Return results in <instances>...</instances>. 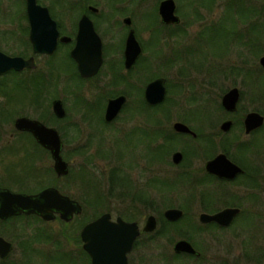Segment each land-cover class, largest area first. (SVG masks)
Instances as JSON below:
<instances>
[{
    "label": "rangeland",
    "instance_id": "374dc122",
    "mask_svg": "<svg viewBox=\"0 0 264 264\" xmlns=\"http://www.w3.org/2000/svg\"><path fill=\"white\" fill-rule=\"evenodd\" d=\"M104 1L100 9L106 12L109 6ZM129 1L125 11L134 13L138 25L143 28L140 30L145 45L143 59L156 60L158 47L155 48L154 43L157 37L145 24H157L153 6L160 0ZM229 1L176 0L182 24L175 32L161 34L159 52H162L160 55L168 56L172 51L186 49L185 57L192 64H201L206 68L210 62L215 65L222 62L224 66L221 63L220 66L225 69L239 62L246 68L247 65L243 63L246 61L251 69L249 76L244 80L223 76L211 83L213 77L206 71H192V74L185 75L184 70L190 71L194 67L184 68L188 66L186 60L181 64L176 59L170 70L164 69L166 73L170 72V80L168 100L161 109L170 108L172 113L170 116L160 114L163 128L171 129L175 121L185 122L183 118H189L188 124L200 129L201 122L193 118V114L204 104L217 119L221 114L218 108L222 94L234 86L243 92L241 112L256 110L264 114V67L260 63V58L264 56V0H235L231 9L228 7ZM5 2L8 3L7 0ZM7 7L8 4L0 3V50L12 56L21 53L29 55L32 50L27 36L19 33L22 32L20 24L25 23V20L16 18L23 15V2L12 0ZM239 30L250 31L245 37L252 39L255 48H246L245 43H238L236 34ZM115 34L113 31L105 34L104 40L109 51H112L109 45L116 41ZM168 35L173 37L169 38ZM67 52V48H61L52 57L39 56L36 71L19 74L8 72L0 76V85L7 83L5 87L0 86V185L15 183L6 170L13 163L19 166L22 158L16 153L18 159L17 155L11 159L10 149L16 144L13 142L29 139L25 136L22 138L20 134L11 137L16 130L15 120L22 116L39 119L45 124L61 127L65 132V157L71 163L74 161V164H71L72 170L60 187L64 193L83 204V221L88 222L111 212L114 219L121 216L125 220H136L143 226L149 215H155L159 220V228L163 222L161 213L164 214L168 208H180L186 214V219L180 224L165 229L163 236L143 234L131 253V264H264V192H249L237 182L225 184L226 192H206L203 189V176L185 172L189 160L195 171H200L203 165L201 155H194L190 151L188 161L180 166L171 163L175 150L198 148L200 142L185 137L177 136L172 145V150L175 145L176 149L171 153V148L167 149L168 153L163 155L159 164L141 159L135 165L123 166L121 156L114 155L112 158L106 155L108 150L117 151L118 140H124L123 128L150 125V122L145 114L134 112L140 103L139 96L130 93L127 109L115 122L107 125L101 117V111H98L107 100L102 95L111 90L107 86V69L104 66L103 74L96 80L81 81L76 74L77 67ZM161 60H165V57L161 56ZM34 76L43 77L47 83L39 96L35 97L33 92L30 97L24 90L31 85V81L25 80H31ZM20 79L25 81L22 86L16 85ZM124 89L120 85L113 86L114 91ZM55 98L62 99L66 109L67 115L62 121L54 119L52 105ZM7 112L12 115L7 116ZM239 133L243 139L247 138L241 130ZM148 140L145 138V148L149 144L151 147L152 140ZM258 141V148L251 150L246 159L261 165L264 163V137ZM141 144L143 142H139L137 136L132 137V145L120 144L127 157L125 161H137ZM43 157V161L38 164L45 170L49 159L45 155ZM115 168H118L123 178L118 182L111 180ZM23 169L26 171V167L23 166ZM42 175L44 184L52 182L53 178L48 173ZM25 182L22 186L26 184L31 189L36 188L33 179ZM204 203L208 209H205ZM227 206H238L242 210L233 226L225 230L212 227L205 229L199 221L200 213L216 212ZM65 230L63 224H44L34 217H17L4 222L0 220V235L15 244L11 256L6 261H0V264H76L75 259L82 244L78 222ZM45 233L49 235L48 239ZM183 233L190 236L189 240L202 253V258L176 256L173 245L178 239L185 238L181 236ZM27 241H32V244L24 250ZM83 256L80 253V264H84Z\"/></svg>",
    "mask_w": 264,
    "mask_h": 264
},
{
    "label": "flooded vegetation",
    "instance_id": "af4514ba",
    "mask_svg": "<svg viewBox=\"0 0 264 264\" xmlns=\"http://www.w3.org/2000/svg\"><path fill=\"white\" fill-rule=\"evenodd\" d=\"M103 1L104 0H36V3L38 5L48 9L51 18L56 22V27L59 33L58 34V45H57L56 50L54 51V53L48 54V53H35L34 52L33 43L30 37L31 31H32V22H31V16L29 14V0H22L23 9H24L23 15L20 17H16V18L17 19L23 18L25 20V23L20 24V26L22 27V32H19V33H22L23 35L27 36V42L32 50V53H30L29 55L20 54V55H14V56H23L25 58H30L34 56L36 59V63H37V58L39 56L52 57L61 48H67L68 49L67 53L72 63L74 62L73 64L76 65L77 67L76 71L78 70L76 74L78 75L81 81L82 79L83 80H96L101 74H103L105 70V69L103 70V68L105 66V68L107 69L106 75L108 77L107 86H110L111 90L109 92H105L102 95L104 99H107L106 100L107 102L106 101L103 102V105L99 107L98 111H101V117H103L104 122L107 125H110L111 123L115 122V120L120 116V114L127 109V106H128L127 104L129 101L130 93L131 94L136 93L137 97L139 96L138 101L140 103L138 104V107L135 109L134 112L136 113L139 112L138 114H141V115L142 113L145 114V116L147 117V121L150 122L149 123L150 125H145V126L137 125L136 127H133V126L131 128L127 127L128 129L123 128L124 127L123 126L122 128L125 132V135H124L125 137L123 141L118 140V146H117L118 148L115 147V149L117 148V151L111 150V152H109L108 150V153L107 152L105 153L106 155L108 154L112 158L114 155L121 156L122 157L121 165L123 166L135 165L139 163L141 159L142 161L145 160L150 163L153 162L154 164H159V162H161V159L163 158V155L165 153H168L167 149L171 148L170 153L176 149L177 146L174 144L175 148L174 150H172V145H173V141L176 140L177 136L185 137L191 141L200 142L198 148L196 149L182 148V150H175L172 153L171 163L174 165L180 166L183 162L188 161V157L190 156L189 155L190 151L194 152L195 153L194 155H201L203 165L200 168V171L196 172L194 169V165H192V161L189 160V164L186 166L185 172L186 174L203 176L202 177V180H204L203 189H206V192H226L225 184H232L236 182L239 183V186H242L244 187V189L249 190V192H258V191L264 192V163L262 162L260 163L261 165H257L254 162L253 163L248 162V159H246L247 155L250 154L251 150H256L258 148V142H259L258 140L260 139V137H264V121L262 125L248 131L247 124H246L248 115L252 112H258L264 117V114L256 110H250L248 112L246 110L244 112H241L242 108L240 106V102L242 100L243 92L238 86L232 87V88H238L240 92V98L237 103V108L234 111L228 110L223 106V98L225 94L232 88L225 91L221 96V101H220V105L218 108L219 109L218 112H221V114L218 115L217 119H215L216 115H213L210 112V109L208 108V106H206L205 104L202 106L201 109L194 111L196 112V114H193V118L195 117L196 120L201 122L200 129H196L192 125L188 124L190 123V120H188L189 118H183L185 122L175 121L171 129H165L163 128L164 126L161 125L162 121L160 118L161 117L160 114H164L165 116H168V115L170 116V114L172 113V109L171 110H169L170 108L161 109V107L165 105L168 100V92H169L168 88H169V80H170L169 79L170 72L166 73L164 69L168 68L170 70V68H172V64L176 63L175 62L176 59H177V62L178 63L180 62L181 64L184 63L183 60H186L185 62L186 64H188V66H184V68L189 67V66L194 67V69L190 71L184 70L185 75L187 74L189 75V73H191L192 71H195V72L206 71V72H209L210 76L213 77L210 80L211 83H214L215 80H218V78L223 77V76L233 77L235 80H239V79L244 80L247 77V75L249 76L250 74L249 72L251 70L248 62L246 61L243 62L247 65L246 68L243 67L244 64L240 65L239 62L238 63L234 62L233 66H230L227 69L220 66V63L221 65H223L222 62L220 63L217 62V65H215L216 63L210 62L209 63L210 67L208 66L206 68V66L204 67L201 64H197V65L192 64V61H190L188 57H185L184 53L186 49L184 50L182 49L181 51L179 49L176 52L172 51L171 54H169L168 56H166L167 54L160 55L162 54V52H159V49L161 47L160 46L161 42H160L159 37L161 36V34L175 32L174 30H178L177 27L182 24V19L179 23H166L162 20V17L160 14V5L163 0H160L157 3V5L153 6L154 14L156 15V19H157V24L155 25H149L148 23L145 24L149 30L152 29L154 31L155 36L157 37L155 38L154 44H156L155 48L156 46L158 47V52L156 54L158 56V59L156 60L154 59L153 61L150 59L144 61L143 58H144V53H145V45H144L143 39L141 40V31H140L143 28H141L138 25L137 18L134 13L125 11L126 5H129L130 1L129 0H105L106 2L104 1V3H107L109 6L106 12L100 9V4ZM2 2L3 4L5 3V5L8 4V7H9L12 0H7L8 2L7 4L5 0L4 1L0 0V3ZM138 4H140V1L138 2ZM177 14H178V6H177ZM84 17H87L92 22L94 29L96 30V32L99 34V36L102 39L103 63L99 71L91 77H83L80 74L79 69H78V63L71 55L72 50L77 45V38L80 32L82 19ZM127 19H130L131 22L127 23L126 21ZM219 26L220 24L218 25V27ZM131 30L135 31L136 38L142 47V53L138 56L136 61L130 67H128L127 62H126V52L125 51H126L127 37ZM108 31L116 32V34L113 35L115 36V40H116L115 43H112V45L108 44L109 47H112L111 48L112 51L108 50L107 43L104 40L105 36L108 34ZM249 32L250 31L239 30L238 35L236 34V38L237 40H239L238 41L239 44L243 42L246 44V48L252 49L253 47L255 48V46L252 44V39L245 37V35ZM168 37L172 38L173 35H168ZM118 54H119V57H118ZM161 56H164L165 60H161ZM37 69H38V63H37L36 68L25 69L23 71H36ZM23 71H20V72H23ZM160 78L165 79L166 97L163 102L152 104L147 100V97H146L147 86L151 82L157 79H160ZM46 80L48 81V79ZM119 85L121 88L123 86L126 89L122 91L121 90L114 91L113 86L119 87ZM119 96H125L126 103L123 105L120 113L112 121H107L106 120V110H107L108 103L110 99H113ZM56 99H59V98H55L54 100ZM52 109H53V105H52ZM200 113L202 114L201 115L202 117L198 116V114ZM53 114L55 116L54 119L59 120V121L64 120L67 115L66 113L64 117H59L54 113V110H53ZM40 121L43 122L42 120ZM177 122H181L189 126L190 129L194 132V134L188 133V132H180L176 130L175 124ZM226 122H230L227 128L225 127ZM45 125L50 128H56L60 134V137L62 140L61 155H62V158L68 163V173L60 174L57 171L52 150L48 149L42 143H40L32 132L26 131V130H18L15 127L16 129L15 133L11 137L14 138L16 134H20L22 138L25 136V137H28L29 139L23 138L24 141L18 140L16 142H13L16 144L14 147L10 149V154L12 155L11 159H14L13 156H16L17 155L16 153H19V155L22 158H21V161L19 162V166H16L15 163H13V164H10L9 165L10 167L8 166L6 170L8 174L12 175V178H14L15 183L13 182V183H9L6 185H0V188H6L16 193H25V194H38L40 192H44L47 189L53 188L57 190L58 192H61L62 194L68 195L64 193L65 191H63V189L60 187L62 184L61 182H63L64 178L68 176L72 170L71 164L72 166L74 164V161L71 163L65 157V147H66V142H67L65 141V136H64L65 132L62 130L61 127L59 128V127L48 125V124H45ZM236 130H238V132H235ZM240 130L243 132V134L246 135L247 138L245 139L242 138L241 134L239 133ZM133 136H137L139 138V142H143V144L140 145L142 146V148H140V151L138 152L139 156L137 157V161H128L129 159L125 161L127 157L125 156L124 150H121L122 147L120 146V144H125L126 146L132 145ZM145 138L152 140L151 147L149 144L145 148L144 146V144L146 143ZM176 153H180L182 155L181 160L178 163L175 161ZM43 155L47 156L49 159V164L47 165L45 170H42L39 167L40 164H38V162L43 161L44 159ZM220 155H225L232 163L240 166L243 169V171L238 173L233 178L223 177L221 175H218L214 172L209 171L208 163L215 160ZM16 159H18V155L16 156ZM23 166L26 167V171L23 169ZM43 173L45 175L48 173L49 176L53 178L52 182L44 184L43 182L44 175H42ZM31 179L36 181V184H37L36 188L31 189V187L26 184L22 186L23 183H26L25 181L31 180ZM113 179H114V182L115 181L118 182L119 180L123 179L119 175L118 168H115L112 171L111 180ZM73 199H76V198H73ZM204 207L205 209H208L205 203H204ZM227 207H238V206H227ZM221 210H218L216 212H210V213L209 212H202V213L215 214ZM241 212L242 210L233 219V221L229 225H222L215 221L202 222L200 220V215H199V221L204 225L205 229L207 227H212L216 229L225 230L226 228L233 226V224L235 223V220L241 214ZM83 213H84V206H83L82 213L75 214L73 219L69 221L63 219L61 215L58 213L56 214V217L51 220H46L38 214H20V215L11 216L7 219H0V220L4 222V221L10 220L11 218L34 217L38 220H41L44 224H60V225L63 224L64 231H66L65 230L66 227L68 228H70L71 226L73 227L74 223L78 222L79 240L82 242L80 246V249H81L80 253L84 255L83 262L84 264H93L90 254L84 249V246H83L84 243L81 237V232L87 223L95 220L96 218L84 223V221L81 219L82 218L81 216L83 215ZM110 214L112 215L111 212ZM118 217H121V216H118ZM118 217L114 219L112 215V219L115 221L117 220ZM146 220H145V223H146ZM126 221L138 222L136 220H126ZM177 221H171V222H177ZM145 223L142 226L138 222L141 233H140V236L137 238L132 251L128 255L129 264H131V253L135 250L139 238L143 234L154 233L158 228L157 227L152 232H146L144 231ZM158 223H159V220H158ZM45 235H46V239H48L49 235L47 233H45ZM4 238L13 243V250H14V247H15L14 242L7 239L6 237ZM31 244H32V241H27L24 245V250L28 249L31 246ZM13 250L6 257L0 256V261H6L11 256ZM80 253H78L77 258L75 259L76 264L81 263ZM177 254H185V255H191L197 258H200V257L202 258L201 252L199 256L189 254V253H177ZM73 261L74 259L72 260V262Z\"/></svg>",
    "mask_w": 264,
    "mask_h": 264
},
{
    "label": "water",
    "instance_id": "95a60500",
    "mask_svg": "<svg viewBox=\"0 0 264 264\" xmlns=\"http://www.w3.org/2000/svg\"><path fill=\"white\" fill-rule=\"evenodd\" d=\"M29 14L32 22L30 37L34 52L54 53L58 45L59 33L56 22L51 18L48 9L38 5L36 0H29ZM160 14L166 23H179L181 21L177 14L175 0H163L160 5ZM126 21L127 23L131 22L130 19ZM125 52L128 67L142 53V47L134 30L128 34ZM71 55L78 63L79 72L83 77L95 75L103 63L102 39L87 17L82 19L77 45L72 50ZM260 63L264 67V56L260 58ZM36 67L37 63L34 56L30 58L12 56L0 50V75L11 70L23 71ZM146 97L152 104L163 102L166 97L165 79L160 78L151 82L147 86ZM239 98V89L232 88L225 94L223 106L234 111L237 108ZM125 103V96L110 99L106 110V120L112 121L120 113ZM53 110L59 117L66 115L62 99L54 100ZM263 121L264 117L260 113H250L246 122L248 131L262 125ZM229 124L230 122H226L225 127L227 128ZM15 127L18 130L32 132L40 143L52 150L57 171L60 174L68 173V163L61 155L62 140L56 128H50L40 120L27 116L18 117L15 120ZM175 129L194 134L189 126L181 122L175 124ZM181 157L180 153H176L175 161L178 163ZM208 169L218 175L230 178L243 171L240 166L232 163L225 155H220L209 162ZM82 211L83 206L78 200L53 188L38 194L16 193L10 189L0 188V219H7L20 214H38L46 220H51L58 213L63 219L69 221L73 219L75 214H81ZM240 211L239 207H226L215 214L202 213L200 220L229 225ZM164 215L169 221H177L184 215V211L180 208H168ZM157 227V217L150 215L146 220L144 231L152 232ZM140 233L138 222H129L122 217H118L115 221L112 219V215L106 212L87 223L82 229L81 237L84 249L90 254L93 264H129L128 255ZM173 248L177 253L200 255L193 243L186 238L177 240ZM12 250L13 243L0 236V256L6 257Z\"/></svg>",
    "mask_w": 264,
    "mask_h": 264
},
{
    "label": "trees",
    "instance_id": "16d2710c",
    "mask_svg": "<svg viewBox=\"0 0 264 264\" xmlns=\"http://www.w3.org/2000/svg\"><path fill=\"white\" fill-rule=\"evenodd\" d=\"M234 4H235V0H230L229 1V3H228V7L231 9V8H233V6H234ZM259 46V45H258ZM22 54V53H21ZM23 55V54H22ZM11 73H13V74H19V72H16V71H11ZM25 81H31V85L29 86V87H27L25 90H24V92H27V93H29L30 94V97H31V95H32V93L34 92L35 93V97H37V96H39L40 94H41V92L44 90L43 88L45 87V81H44V78L43 77H39V76H34L31 80H25ZM23 79H20L19 81H18V83H16V85L17 84H19V85H21L22 86V84L25 82ZM22 82V83H21ZM5 85H7V83L6 82H4V83H2L0 86L1 87H5ZM41 87H42V89H41ZM1 92V91H0ZM6 95V94H5ZM12 99V98H11ZM6 115L7 116H10V115H12V113H10V112H7L6 113ZM202 193V196H203V192H201ZM101 199V198H100ZM167 206H169V205H167ZM184 208V207H183ZM185 211H187V209L185 208ZM162 214V219H163V222H162V226H160L153 234H151V235H164V233H165V229H167V228H169V227H172V226H175V225H177V224H180V222H182V220H185L186 219V214H184V216L178 221V222H171V221H169L168 219H166L165 217H164V214L163 213H161ZM91 220V219H90ZM85 222V221H84ZM175 228H178L179 229V227H175ZM181 236H184L185 238H188V239H191L190 238V236H188L187 234H182ZM182 255H185V254H177L176 253V256L177 257H180V256H182ZM185 256H188V257H192V258H195L194 256H191V255H185ZM201 258V257H200Z\"/></svg>",
    "mask_w": 264,
    "mask_h": 264
}]
</instances>
